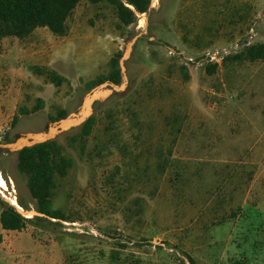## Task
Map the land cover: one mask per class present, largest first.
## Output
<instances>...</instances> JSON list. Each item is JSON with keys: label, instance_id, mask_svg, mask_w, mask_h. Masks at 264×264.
Wrapping results in <instances>:
<instances>
[{"label": "rangeland", "instance_id": "374dc122", "mask_svg": "<svg viewBox=\"0 0 264 264\" xmlns=\"http://www.w3.org/2000/svg\"><path fill=\"white\" fill-rule=\"evenodd\" d=\"M67 26L0 42V216L15 198L34 221H0V264H264V60L228 59L264 44V0H153L130 27L83 1ZM113 58L121 83L90 87ZM99 90L53 139L74 165L53 199L67 221L49 219L8 147L79 119Z\"/></svg>", "mask_w": 264, "mask_h": 264}, {"label": "trees", "instance_id": "16d2710c", "mask_svg": "<svg viewBox=\"0 0 264 264\" xmlns=\"http://www.w3.org/2000/svg\"><path fill=\"white\" fill-rule=\"evenodd\" d=\"M97 5L106 3L114 8L121 27H130L138 16L151 10L153 0H0V42L14 37L24 40L30 37L38 28H47L53 35L64 37L68 33L67 21L81 2ZM233 61L264 60V44L247 46L242 52L232 57ZM120 60L113 58L110 62L111 72L90 87L109 81L115 85L121 83L122 75ZM217 66L207 68L212 75ZM38 75L45 76L51 84L60 87L67 83L66 77L49 68L36 67ZM63 110L59 118H64ZM17 118H14L13 123ZM95 118L91 116L82 126L81 139L85 141L92 134ZM74 162L67 157L62 146L55 140H50L32 147H26L18 152V170L27 178V186L31 196L37 203V210L49 219L67 221L66 215L53 209V199L57 188V178L67 176ZM1 225L6 231H22L33 219L22 216L16 208L5 207L0 216ZM192 264L195 261L191 259ZM230 264H246L243 260H235Z\"/></svg>", "mask_w": 264, "mask_h": 264}, {"label": "water", "instance_id": "95a60500", "mask_svg": "<svg viewBox=\"0 0 264 264\" xmlns=\"http://www.w3.org/2000/svg\"><path fill=\"white\" fill-rule=\"evenodd\" d=\"M107 92L108 91L105 92L104 90H102V91L99 90V91L95 92L94 94L90 95L91 98L90 97L89 98H90V100L92 99L91 100V106L96 100L100 99L102 96L107 94ZM84 119H86V117H84L83 120ZM81 121L74 120L72 117L67 118V119L61 121L60 123H58L57 125L53 126L52 129L50 130V132H51L50 134H48V135L43 134L41 136H38V139H36L35 137H31L28 139L24 138L23 140H21L23 143H22L20 148L15 147L16 144L14 146H11L8 148L10 150L17 149L19 152L20 150H22L26 147H32V146H35L37 144H41V143L53 140V139H55L57 132H63L66 128H69V127L71 128V127H73V125L78 124ZM42 215H44V214H42ZM24 217H26L25 214H24Z\"/></svg>", "mask_w": 264, "mask_h": 264}, {"label": "bare ground", "instance_id": "6f19581e", "mask_svg": "<svg viewBox=\"0 0 264 264\" xmlns=\"http://www.w3.org/2000/svg\"><path fill=\"white\" fill-rule=\"evenodd\" d=\"M155 2V1H154ZM91 98V97H90ZM90 98H88L87 100H88V104L87 105H85V107L83 108V110H82V114L80 115V117H79V119H77V121H81V120H83V118L84 117H87L88 116V114L90 113V110H91V100H90ZM36 139H38V137H35ZM22 141H19L16 145H15V147H17V148H20L21 147V145H22ZM6 188V183H5V181L0 177V190H3V189H5ZM11 201V204L13 205V206H15L17 209H18V211L19 212H21V213H23V214H25V216H27V217H31L32 216V213H27V212H25L24 211V209H22V207L18 204V202H17V200L15 199V198H13V199H11L10 200Z\"/></svg>", "mask_w": 264, "mask_h": 264}, {"label": "built area", "instance_id": "2783aa9c", "mask_svg": "<svg viewBox=\"0 0 264 264\" xmlns=\"http://www.w3.org/2000/svg\"><path fill=\"white\" fill-rule=\"evenodd\" d=\"M227 53V52H226ZM208 56H210V60H215L216 59V55L215 54H208Z\"/></svg>", "mask_w": 264, "mask_h": 264}]
</instances>
